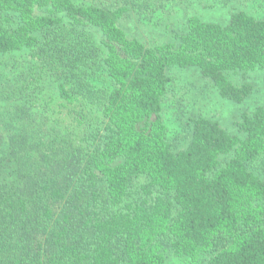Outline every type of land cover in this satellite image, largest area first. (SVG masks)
<instances>
[{
	"label": "trees",
	"instance_id": "16d2710c",
	"mask_svg": "<svg viewBox=\"0 0 264 264\" xmlns=\"http://www.w3.org/2000/svg\"><path fill=\"white\" fill-rule=\"evenodd\" d=\"M123 1L0 0V54L27 51L54 83L53 108L27 72L4 91L0 264H164L166 249L264 264V106L236 122L243 136L191 117L185 148L162 116L174 66L245 101L254 84L228 74L264 72V19L193 15L178 41L148 45L120 25L143 0Z\"/></svg>",
	"mask_w": 264,
	"mask_h": 264
},
{
	"label": "rangeland",
	"instance_id": "374dc122",
	"mask_svg": "<svg viewBox=\"0 0 264 264\" xmlns=\"http://www.w3.org/2000/svg\"><path fill=\"white\" fill-rule=\"evenodd\" d=\"M78 2L95 1L102 6L123 5V0H77ZM142 8L131 7L120 20V25L131 37H137L148 45L176 42L179 35L187 29L188 18L198 16L204 21L225 24L233 12L243 10L257 19H264V0H144ZM141 2V3H142ZM34 61L28 52L0 54V122L11 108L4 99V91L11 89L10 80L19 75L31 74L28 84L32 92L37 90L45 95L51 108L54 107V83L49 73L32 68ZM25 72V73H24ZM27 72V73H26ZM170 84L164 98L162 116L168 128V139L177 148H185L190 140L191 117L202 115L218 120L230 133L241 135L236 122L245 112L252 113L258 106H264V72L261 69L248 71L246 74L229 72V77L236 83L248 79L254 84L253 93L243 102L223 98L212 82L204 77L198 67H171L168 71ZM24 79L20 80V86ZM16 86V88H17ZM37 100V99H36ZM21 101H19L20 103ZM46 114L44 100H37L35 107ZM0 131V147L5 143ZM220 245L225 238H220ZM164 264H206L211 254H203L199 260L191 257L176 256L172 250H165Z\"/></svg>",
	"mask_w": 264,
	"mask_h": 264
}]
</instances>
